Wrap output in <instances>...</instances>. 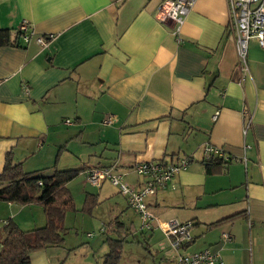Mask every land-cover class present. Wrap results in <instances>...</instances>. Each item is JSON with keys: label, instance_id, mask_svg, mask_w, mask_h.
I'll list each match as a JSON object with an SVG mask.
<instances>
[{"label": "crops", "instance_id": "crops-1", "mask_svg": "<svg viewBox=\"0 0 264 264\" xmlns=\"http://www.w3.org/2000/svg\"><path fill=\"white\" fill-rule=\"evenodd\" d=\"M160 2L0 0V29L11 40L24 20L35 35H53L44 48L34 36L0 46V172L7 153L25 172L79 169L70 193L74 187L83 203L89 194L93 217L103 206L110 229L129 231L126 199L110 182L86 183L87 168L116 163L138 188L137 162L189 157L147 199L154 218L191 221L187 251L210 247L225 264H264V48L249 41L242 79L226 0H196L177 34L172 20L156 19ZM206 144L245 160L207 172L214 158H205ZM29 205L0 202V226L8 218L29 223L26 230L42 226L43 211ZM48 247L32 253L31 264H62ZM92 252L86 248L80 264H102L108 247L98 258Z\"/></svg>", "mask_w": 264, "mask_h": 264}, {"label": "built area", "instance_id": "built-area-1", "mask_svg": "<svg viewBox=\"0 0 264 264\" xmlns=\"http://www.w3.org/2000/svg\"><path fill=\"white\" fill-rule=\"evenodd\" d=\"M196 0H161L157 6L155 17L158 21L164 22L172 20L174 23L173 32H179L181 23L187 12L193 7ZM229 16V29L233 36L235 49L237 51L239 67L242 79L248 73L247 52L248 43L255 39L259 47L264 48V0H226ZM30 24L24 20L18 27L21 32L20 39L23 43L30 42L32 36L37 45L46 47L53 35H35ZM178 39V38H177ZM179 40V39H178ZM23 91L28 93V86L23 84ZM246 114V113H245ZM111 118L105 117L104 123L110 122ZM66 122H69L66 120ZM251 123L250 117L245 122L244 134ZM205 158L220 157L225 162H243L244 158L229 156L220 147L206 144L203 147ZM189 157H177L175 160L166 162L165 160L139 161L132 168L135 173L142 176L144 181L138 188L129 185L124 181V174L117 170L118 165L113 163L105 167H89L86 171V179L89 185L100 188L104 181L110 182L121 194L129 206L137 215L140 221L141 230H152L158 228L170 240L171 246L176 250H183L179 253L173 264H225L221 255L210 247L197 251H187V243L191 241V221H178L169 219L158 221L147 206V199L163 190L178 172L184 170L190 164ZM157 224V225H156ZM156 225V226H155ZM90 235V234H88ZM223 238L228 240L229 236L224 234Z\"/></svg>", "mask_w": 264, "mask_h": 264}, {"label": "trees", "instance_id": "trees-1", "mask_svg": "<svg viewBox=\"0 0 264 264\" xmlns=\"http://www.w3.org/2000/svg\"><path fill=\"white\" fill-rule=\"evenodd\" d=\"M8 32L6 29H0V46H17L22 33L17 30L15 39L11 40ZM212 158L214 159L204 164L207 172L229 162L220 157ZM11 159L10 153H7L0 172V201L19 205L38 204L42 207L45 222L40 227L24 230L13 219H6L0 227V264H31V254L38 249L63 243L66 213L75 208L67 184L74 180L81 170L54 169L51 175H42L39 172L41 170L25 172L21 162L14 163ZM95 205L96 199L87 194L81 208L84 213L90 214ZM238 216L234 214L223 220H233ZM107 242L108 252L102 257V264H119L121 240L109 238Z\"/></svg>", "mask_w": 264, "mask_h": 264}, {"label": "rangeland", "instance_id": "rangeland-1", "mask_svg": "<svg viewBox=\"0 0 264 264\" xmlns=\"http://www.w3.org/2000/svg\"><path fill=\"white\" fill-rule=\"evenodd\" d=\"M71 190L73 193L72 196H74V203L76 202L75 204L78 205L79 202H82V199L77 195L78 192L74 187H71ZM31 205H36L42 210V207L38 204L33 203ZM26 206L29 207L30 205L28 204ZM81 207L67 211L64 220L65 227L67 228L66 232L63 233L64 241L61 246L51 247L55 249L54 253H58V256L61 257L60 262L62 264H80V260H82L81 254H85L86 248L90 246L93 247L92 253L96 256L98 255L97 258L102 256L106 247H108L107 240L109 238L120 239L122 242L119 264H173V260L176 259L177 255L184 252L183 250L178 251L173 248L171 243H169L170 240L162 231L153 230L150 232V230H141L140 221L137 219L138 216L130 208L125 206L123 208L124 213L122 219H124L126 227H128L131 220L134 224L133 228L127 231L121 229L112 230L110 229L111 227L107 226V223L113 217L107 210H104L105 208L103 206L94 213V217L91 215L94 209L93 207L90 214L84 213ZM2 213H0V216H2ZM34 220L37 221L38 219L35 217ZM18 224L20 228L23 226L24 228L22 229L26 230L25 228H27L29 223H22L21 221ZM35 227L37 226H31V228ZM101 227H104L105 231L100 232ZM102 245L105 247L103 248ZM43 249L38 250L41 251ZM194 249L192 248L188 251H193Z\"/></svg>", "mask_w": 264, "mask_h": 264}]
</instances>
